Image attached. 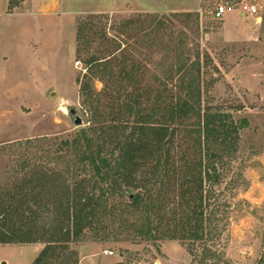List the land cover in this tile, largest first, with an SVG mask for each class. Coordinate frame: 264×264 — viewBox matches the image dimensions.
Here are the masks:
<instances>
[{"label":"rangeland","instance_id":"obj_1","mask_svg":"<svg viewBox=\"0 0 264 264\" xmlns=\"http://www.w3.org/2000/svg\"><path fill=\"white\" fill-rule=\"evenodd\" d=\"M0 1L5 3L0 4V194L21 185L35 166L68 170L70 151L60 144L88 127L79 85L87 74L86 53H77L80 27L89 38L102 30L116 36L120 23L132 16L168 17L165 31L150 41L135 38L130 46L148 66L152 82L180 58L200 53L204 108L230 113L238 124L247 121L236 158L217 188L225 206L217 222L221 234L209 247L220 264H264V0H257L261 25L237 14L214 19L220 0ZM98 51H106L100 41L91 47V53ZM95 88L100 91L102 84L96 81ZM26 161L31 167L24 170ZM105 221L109 230L87 231L70 245L79 264L193 262L186 243L145 242L134 231L123 232L119 217ZM45 247L0 244V264H34ZM49 263L67 264L65 258Z\"/></svg>","mask_w":264,"mask_h":264},{"label":"trees","instance_id":"obj_2","mask_svg":"<svg viewBox=\"0 0 264 264\" xmlns=\"http://www.w3.org/2000/svg\"><path fill=\"white\" fill-rule=\"evenodd\" d=\"M167 20L132 16L116 36L102 30L89 38L80 27L77 53H86L87 74L79 85L88 127L60 144L70 151L67 172L35 166L21 185L0 194V244L42 243L34 264L52 258L79 264L70 245L87 231L109 230L105 220L117 216L123 232L134 231L145 242L186 243L191 264H220L209 247L221 234L217 222L225 206L217 188L247 121L238 124L230 113L204 108L200 53L150 80L130 42L150 41L166 30ZM96 41L106 51L91 53ZM22 166L31 167L27 161Z\"/></svg>","mask_w":264,"mask_h":264},{"label":"built area","instance_id":"obj_3","mask_svg":"<svg viewBox=\"0 0 264 264\" xmlns=\"http://www.w3.org/2000/svg\"><path fill=\"white\" fill-rule=\"evenodd\" d=\"M237 14L243 19H251L257 25H261L263 20L262 3L257 0H220L213 18L222 20L228 15ZM80 63H77L79 66ZM106 255H113L112 252H105Z\"/></svg>","mask_w":264,"mask_h":264},{"label":"water","instance_id":"obj_4","mask_svg":"<svg viewBox=\"0 0 264 264\" xmlns=\"http://www.w3.org/2000/svg\"><path fill=\"white\" fill-rule=\"evenodd\" d=\"M71 114H72V115H75V111L72 110V111H71ZM82 124H83V121L81 120V118L76 117V119H75V125H76V126H81Z\"/></svg>","mask_w":264,"mask_h":264},{"label":"crops","instance_id":"obj_5","mask_svg":"<svg viewBox=\"0 0 264 264\" xmlns=\"http://www.w3.org/2000/svg\"><path fill=\"white\" fill-rule=\"evenodd\" d=\"M0 2H3V1H0ZM0 4H3V5H5V3H0Z\"/></svg>","mask_w":264,"mask_h":264}]
</instances>
